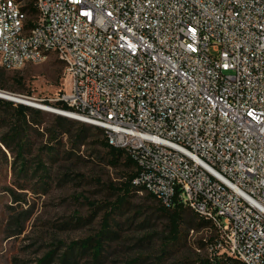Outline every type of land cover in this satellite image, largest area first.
<instances>
[{
  "label": "built area",
  "instance_id": "built-area-1",
  "mask_svg": "<svg viewBox=\"0 0 264 264\" xmlns=\"http://www.w3.org/2000/svg\"><path fill=\"white\" fill-rule=\"evenodd\" d=\"M50 53L55 113L103 128L139 191L207 219L209 259L264 264V0H0V65Z\"/></svg>",
  "mask_w": 264,
  "mask_h": 264
},
{
  "label": "rangeland",
  "instance_id": "rangeland-1",
  "mask_svg": "<svg viewBox=\"0 0 264 264\" xmlns=\"http://www.w3.org/2000/svg\"><path fill=\"white\" fill-rule=\"evenodd\" d=\"M56 58L50 53L42 61L5 69L2 80L29 96L28 100L41 104L39 99L53 98L64 87L63 66ZM5 110L0 104V115ZM41 122V126L51 124L47 117ZM5 130L2 125L0 133ZM34 137L37 145L25 153L29 159L27 175L18 172L14 149L0 150V264H39L49 252L52 254L46 264H61L67 246L95 234L104 212L117 200L115 186L121 169L109 166L102 158V147L96 143L101 135L89 132L80 145L74 135H62L60 142L50 143L53 159L37 149L45 136ZM70 149L72 153L67 151ZM38 160L48 165L46 184L39 180L40 173L31 175ZM119 206L112 212L109 225L117 234L115 239H105L102 261L92 262L85 253L75 264H197L207 256L210 230L184 227L181 243L160 258V236L167 234V221L159 201L148 192L132 193ZM150 237L151 241H141Z\"/></svg>",
  "mask_w": 264,
  "mask_h": 264
},
{
  "label": "trees",
  "instance_id": "trees-1",
  "mask_svg": "<svg viewBox=\"0 0 264 264\" xmlns=\"http://www.w3.org/2000/svg\"><path fill=\"white\" fill-rule=\"evenodd\" d=\"M30 8L32 9V6ZM56 59L62 64L60 59ZM5 69L8 68L0 65V90L11 93L19 92L20 94L21 91L8 87L2 80L6 73ZM39 101L56 108L69 109V106L61 100H51L46 97L39 99ZM0 104H3L6 108V112L0 115L1 120L4 121L2 124L0 123V128L2 125L6 126V130L0 133V150H2V147L10 151L14 149L15 156L18 160V172L23 175H27L26 169L29 165V159L25 157V153L27 151L31 152L32 147L37 145L34 136L40 137V139L45 136V141L41 142L37 146V149L40 152L43 151L46 153L50 159L54 158L52 150L53 145L50 143L60 142L62 135H74L77 145L85 143L87 133L89 132H91L92 135L97 134L102 136L96 142L102 147V158L105 159L109 166L121 169V173L118 175V185L115 186L117 190L115 206L111 207L107 212H104L101 228L95 234L71 242L60 258L61 264H75L78 256H83L87 253L92 257V262H101L105 239H115L114 235L117 234L115 230L109 227L112 212L118 211L120 203L126 201L127 197L132 193H137L141 189L140 186L132 183V178L137 172L135 162L122 148L112 146L107 142L104 129L101 127L88 124L60 113H55L22 102H15L2 97H0ZM44 117L51 120L50 125L41 126V119ZM39 126L42 127V130H39ZM73 129L74 133H72ZM67 151L72 153L73 150L70 149ZM33 159L34 158H32V160ZM47 167V164L38 160L34 165L31 175L40 173V175H38L39 180L42 179L43 183L46 184L47 180L44 176L47 177L48 175ZM148 194L159 201V210L163 213L167 221L165 224L167 234H162L160 236V258L173 252L174 248H177L181 243L184 227H189L188 229L193 230H195V228H210V222L186 206L180 199L178 193L173 196L170 205H164L155 195L149 192ZM214 235L215 233L210 231L206 243L211 241ZM145 240L151 241L152 237L142 239L141 241ZM51 254L52 252H49L46 256L41 257L39 259V264H46L51 258ZM197 264H241V262L232 257H214V259L211 260L206 256L200 258Z\"/></svg>",
  "mask_w": 264,
  "mask_h": 264
},
{
  "label": "water",
  "instance_id": "water-1",
  "mask_svg": "<svg viewBox=\"0 0 264 264\" xmlns=\"http://www.w3.org/2000/svg\"><path fill=\"white\" fill-rule=\"evenodd\" d=\"M1 91H4L6 93L15 95V96H9L7 94L6 95L0 94V97H2V98L10 99V100L17 101V102L26 103V104H29V105H34L33 103L25 102V101L21 100V98L17 97V96H20V97L30 98L29 96L22 95V94H19V93H11V92H8V91H5V90H1ZM41 104L44 105V106L51 107L50 105H46V104H43V103H41ZM54 108L57 109L56 107H53V109H51V110L49 108H46V109H48L49 111H52V112H57Z\"/></svg>",
  "mask_w": 264,
  "mask_h": 264
},
{
  "label": "bare ground",
  "instance_id": "bare-ground-1",
  "mask_svg": "<svg viewBox=\"0 0 264 264\" xmlns=\"http://www.w3.org/2000/svg\"><path fill=\"white\" fill-rule=\"evenodd\" d=\"M0 94H2V95H9V96H15V95H13V94H9V93H6V92H4V91H1L0 90ZM17 97H19V98H21V100H23V101H25V102H29V103H33V101H31V100H28L27 98H25V97H20V96H17ZM30 99V98H29ZM33 104H35V103H33ZM36 105H40L39 103L38 104H36ZM42 105V104H41ZM43 107H46V108H49L50 110L51 109H53V107L54 106H51V107H48V106H44V105H42Z\"/></svg>",
  "mask_w": 264,
  "mask_h": 264
}]
</instances>
